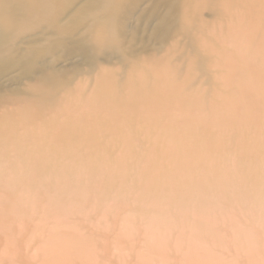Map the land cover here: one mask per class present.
<instances>
[{"label":"rangeland","instance_id":"374dc122","mask_svg":"<svg viewBox=\"0 0 264 264\" xmlns=\"http://www.w3.org/2000/svg\"><path fill=\"white\" fill-rule=\"evenodd\" d=\"M130 2L0 0V264H264V0Z\"/></svg>","mask_w":264,"mask_h":264},{"label":"bare ground","instance_id":"6f19581e","mask_svg":"<svg viewBox=\"0 0 264 264\" xmlns=\"http://www.w3.org/2000/svg\"><path fill=\"white\" fill-rule=\"evenodd\" d=\"M124 1L125 0H93L95 5L81 12V14L86 12V15H83L84 17H82V19H86V17L90 15L92 16L91 20H93V23L95 24L94 26L95 30L98 31V33L101 36L105 37L104 45H106V41L112 33L122 32L121 26L117 22L113 23V21L116 19H122V18L128 17V10L123 8L125 5ZM130 3L131 2L129 0L128 1L129 5H125V6L129 7ZM43 4L44 3H42L41 5L44 6ZM9 9L10 7L5 9V11ZM19 11L21 10L19 9ZM99 11H101L102 13H99ZM110 23H111V26H110ZM113 24H114V27H113ZM93 43L96 46L101 45V43H97L95 40H93ZM89 49H91L89 46L82 47L81 53H83L85 56L86 51H88ZM92 51L94 52L96 51L95 47H93ZM88 56H93V55H88Z\"/></svg>","mask_w":264,"mask_h":264}]
</instances>
